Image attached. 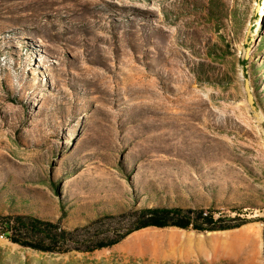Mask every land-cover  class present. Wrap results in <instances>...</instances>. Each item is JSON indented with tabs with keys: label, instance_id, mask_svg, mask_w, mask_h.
<instances>
[{
	"label": "rangeland",
	"instance_id": "1",
	"mask_svg": "<svg viewBox=\"0 0 264 264\" xmlns=\"http://www.w3.org/2000/svg\"><path fill=\"white\" fill-rule=\"evenodd\" d=\"M157 204L248 221L74 248ZM0 212L78 228L0 264H264V0H0Z\"/></svg>",
	"mask_w": 264,
	"mask_h": 264
},
{
	"label": "trees",
	"instance_id": "2",
	"mask_svg": "<svg viewBox=\"0 0 264 264\" xmlns=\"http://www.w3.org/2000/svg\"><path fill=\"white\" fill-rule=\"evenodd\" d=\"M202 208L182 207L178 205L157 204L141 206L133 215L134 225L115 238L97 237L93 244L83 242L84 247L75 249L94 250L113 245L130 232L147 227L177 226L183 229H193L198 232L226 230L239 227L248 220L234 217H214L211 211L205 213ZM126 214V213H124ZM264 222V217L261 218ZM234 221V222H233ZM78 228L66 229L59 221L39 217L34 214H4L0 212V234L12 242L29 246L42 251H68L72 247L70 241L78 240ZM264 239V227H263ZM80 243V242H79Z\"/></svg>",
	"mask_w": 264,
	"mask_h": 264
},
{
	"label": "water",
	"instance_id": "3",
	"mask_svg": "<svg viewBox=\"0 0 264 264\" xmlns=\"http://www.w3.org/2000/svg\"><path fill=\"white\" fill-rule=\"evenodd\" d=\"M248 86V89H249V85H248V82H247V80H245V88ZM247 100H248V102H249V104H251V106H253L252 105V102H253V95H252V93L249 91V93H248V95H247Z\"/></svg>",
	"mask_w": 264,
	"mask_h": 264
},
{
	"label": "built area",
	"instance_id": "4",
	"mask_svg": "<svg viewBox=\"0 0 264 264\" xmlns=\"http://www.w3.org/2000/svg\"><path fill=\"white\" fill-rule=\"evenodd\" d=\"M207 213V212H204V214Z\"/></svg>",
	"mask_w": 264,
	"mask_h": 264
},
{
	"label": "bare ground",
	"instance_id": "5",
	"mask_svg": "<svg viewBox=\"0 0 264 264\" xmlns=\"http://www.w3.org/2000/svg\"><path fill=\"white\" fill-rule=\"evenodd\" d=\"M260 8V7H259ZM186 244V243H185ZM189 245V244H188Z\"/></svg>",
	"mask_w": 264,
	"mask_h": 264
}]
</instances>
